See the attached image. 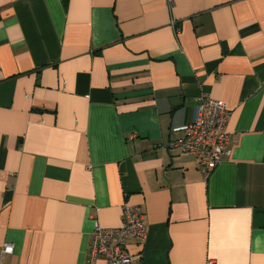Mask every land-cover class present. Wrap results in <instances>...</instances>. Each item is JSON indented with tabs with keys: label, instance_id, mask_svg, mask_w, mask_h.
Returning a JSON list of instances; mask_svg holds the SVG:
<instances>
[{
	"label": "crops",
	"instance_id": "obj_1",
	"mask_svg": "<svg viewBox=\"0 0 264 264\" xmlns=\"http://www.w3.org/2000/svg\"><path fill=\"white\" fill-rule=\"evenodd\" d=\"M202 94L230 112L207 177L170 147ZM125 204L134 264H264V0H0L3 264H86Z\"/></svg>",
	"mask_w": 264,
	"mask_h": 264
},
{
	"label": "built area",
	"instance_id": "obj_2",
	"mask_svg": "<svg viewBox=\"0 0 264 264\" xmlns=\"http://www.w3.org/2000/svg\"><path fill=\"white\" fill-rule=\"evenodd\" d=\"M229 115L230 112L223 102L202 94L199 97V104L194 108L191 122L173 130L183 135L170 147L195 156L203 169L204 176H209L230 154L229 135L225 131ZM146 238L147 231L141 209L138 206L125 204L119 227L103 228L96 224L86 264H97L98 258H102V264H134L135 258L128 252L126 241L133 239L143 244ZM12 253L13 247L10 244L0 247V264H3L6 255ZM206 264H215V261L208 260Z\"/></svg>",
	"mask_w": 264,
	"mask_h": 264
}]
</instances>
